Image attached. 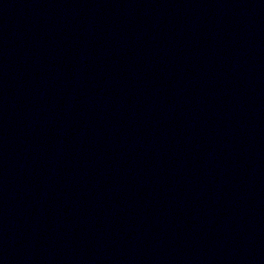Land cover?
<instances>
[{
	"label": "water",
	"instance_id": "water-1",
	"mask_svg": "<svg viewBox=\"0 0 264 264\" xmlns=\"http://www.w3.org/2000/svg\"><path fill=\"white\" fill-rule=\"evenodd\" d=\"M251 264H264V195Z\"/></svg>",
	"mask_w": 264,
	"mask_h": 264
}]
</instances>
